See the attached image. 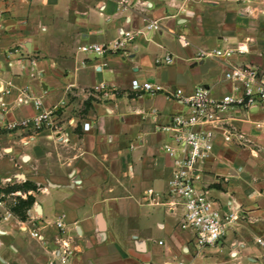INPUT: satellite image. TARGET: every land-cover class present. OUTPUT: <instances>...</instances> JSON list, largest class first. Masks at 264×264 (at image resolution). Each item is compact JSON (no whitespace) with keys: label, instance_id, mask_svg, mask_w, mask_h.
Segmentation results:
<instances>
[{"label":"crops","instance_id":"obj_1","mask_svg":"<svg viewBox=\"0 0 264 264\" xmlns=\"http://www.w3.org/2000/svg\"><path fill=\"white\" fill-rule=\"evenodd\" d=\"M263 9L264 0H131L127 10L118 0H0V190L35 199L25 220L0 221V264H60V239L72 248L68 264H264V109L228 114L250 146L226 144L218 134L198 168L199 184L218 206L239 214L216 247L198 249L194 233L180 229L184 208L170 206L173 158L163 151L175 146L172 118L185 113L166 95L197 87L229 93L225 72L253 65L254 57L200 55L248 52ZM149 21L160 29L146 31ZM122 30L142 32L126 53L79 51L112 45ZM133 80L163 92L139 96ZM20 90L45 110L60 106L51 128L7 129L38 113L16 105ZM25 183L35 189L21 190Z\"/></svg>","mask_w":264,"mask_h":264},{"label":"built area","instance_id":"obj_2","mask_svg":"<svg viewBox=\"0 0 264 264\" xmlns=\"http://www.w3.org/2000/svg\"><path fill=\"white\" fill-rule=\"evenodd\" d=\"M238 4L250 6L257 0H234ZM121 10H127L131 6V0H118ZM159 21H149L146 31H158ZM142 32L122 30L118 39L112 45L86 44L79 48L84 54L109 55L126 53L137 35ZM245 54L247 49L236 50H212L201 53V57L229 58L233 53ZM157 60V63H160ZM164 64H171L173 59L166 56L162 59ZM224 79L231 85V91L225 95L216 96L212 90L205 87H197L191 94H185L183 90L176 89L167 94V98L173 100L185 108V113L175 115L168 128L174 133L173 145H166L163 151L173 158V171L170 181L169 197L170 206H182L184 216L180 223V229L190 230L194 233L195 245L198 249L216 247L224 238L229 226L238 221L239 214L234 208L224 210L211 197L209 188L198 182L199 166L209 160L214 151V141L221 134L226 144L238 146H250L251 142L246 136L233 129L229 125L227 115L234 111H249L251 109H264V75L252 65H231L224 74ZM11 86V84H9ZM103 86L95 90L101 92ZM131 89L137 95H155L163 92V88L150 84L140 83L137 80L131 82ZM34 105L38 111L33 118L19 121H10L6 127L10 131L33 130L35 132L43 128L53 126L52 119L60 108L54 106L50 110L42 107L40 99L33 97L26 90H20L16 100L17 106ZM1 107L5 104L0 101ZM257 128H262L257 124ZM91 129L89 123L83 125V130ZM149 191V194H152ZM25 198L21 192L0 195V221H6L14 216L11 208L17 204V198ZM56 227L61 234L64 232L63 222H57ZM31 236L42 240L37 231H32ZM61 247L55 253L60 264H68L72 255V248L68 241L60 239Z\"/></svg>","mask_w":264,"mask_h":264},{"label":"trees","instance_id":"obj_3","mask_svg":"<svg viewBox=\"0 0 264 264\" xmlns=\"http://www.w3.org/2000/svg\"><path fill=\"white\" fill-rule=\"evenodd\" d=\"M32 188L35 189V186H30L28 183H25L22 187L21 190L26 191L27 189ZM16 191V188L11 187L7 188L4 190H0V195L1 194H11ZM23 193V192H22ZM35 202V199L33 196L28 195L26 199L22 198H17V204L11 208L12 213L17 216L20 220H25L26 219V212L29 210Z\"/></svg>","mask_w":264,"mask_h":264},{"label":"rangeland","instance_id":"obj_4","mask_svg":"<svg viewBox=\"0 0 264 264\" xmlns=\"http://www.w3.org/2000/svg\"><path fill=\"white\" fill-rule=\"evenodd\" d=\"M262 17V30L257 33L255 43L252 47L248 48V52L245 55H251L255 59V63L252 66L257 67L264 75V9L261 11ZM243 49H247L244 47Z\"/></svg>","mask_w":264,"mask_h":264}]
</instances>
